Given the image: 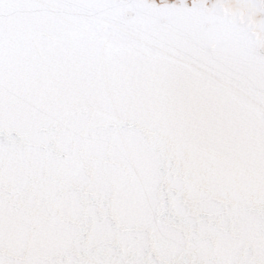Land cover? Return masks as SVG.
I'll return each mask as SVG.
<instances>
[{
  "label": "snow or ice",
  "instance_id": "obj_1",
  "mask_svg": "<svg viewBox=\"0 0 264 264\" xmlns=\"http://www.w3.org/2000/svg\"><path fill=\"white\" fill-rule=\"evenodd\" d=\"M0 264H264V0H0Z\"/></svg>",
  "mask_w": 264,
  "mask_h": 264
},
{
  "label": "flooded vegetation",
  "instance_id": "obj_2",
  "mask_svg": "<svg viewBox=\"0 0 264 264\" xmlns=\"http://www.w3.org/2000/svg\"><path fill=\"white\" fill-rule=\"evenodd\" d=\"M156 2H157V3H159V2H160V0H156ZM169 2H172V0H169Z\"/></svg>",
  "mask_w": 264,
  "mask_h": 264
}]
</instances>
